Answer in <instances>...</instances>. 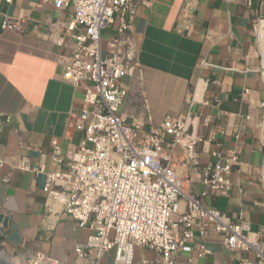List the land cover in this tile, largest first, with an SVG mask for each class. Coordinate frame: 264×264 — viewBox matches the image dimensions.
Segmentation results:
<instances>
[{
    "label": "crops",
    "instance_id": "1",
    "mask_svg": "<svg viewBox=\"0 0 264 264\" xmlns=\"http://www.w3.org/2000/svg\"><path fill=\"white\" fill-rule=\"evenodd\" d=\"M186 1L153 0L137 10L139 72L122 82L128 90V122L149 117L160 125L167 117L188 112L210 117L211 126L201 125L198 132L209 138L216 131L219 143V131H227L220 137L226 149L235 147L234 131L246 126L240 141L242 166L231 174L230 197L204 203L232 217L244 215L264 241V83L257 73L246 72L260 64L253 28L258 14L264 16V0H253L252 6L199 0L192 9L191 30L183 31ZM6 18L21 25L4 28ZM72 18L71 9H58L47 0H0V114L10 117L0 125V215L9 225L0 224V235L23 256L44 252L64 264H77L76 246L85 244L90 233L71 217L48 220L45 175L19 170L14 160L26 158L35 166L46 154L51 170L54 141L67 152L83 139L75 125L85 93L63 79L54 43L62 36L61 25ZM246 90L251 94L244 99ZM218 161L209 154L202 157L203 165ZM5 177L11 178L9 184ZM203 241L210 256L181 253L175 264H240L241 255L226 249L222 237ZM135 258L151 262L155 254L137 248Z\"/></svg>",
    "mask_w": 264,
    "mask_h": 264
},
{
    "label": "built area",
    "instance_id": "2",
    "mask_svg": "<svg viewBox=\"0 0 264 264\" xmlns=\"http://www.w3.org/2000/svg\"><path fill=\"white\" fill-rule=\"evenodd\" d=\"M227 1L253 4V0ZM47 2L73 11L54 43L60 50L63 79L85 93L75 125L83 139L67 152L54 141L51 170L46 154L35 166L26 158L14 160V166L35 177L45 175L48 220L71 217L90 233L85 244L76 246L77 264L107 260L108 264H135L136 248L155 254L153 261L141 264H175L179 254L196 251L205 258L212 251L203 240L214 235L222 237L226 249L241 255L240 264H264L262 236L251 229L244 215L232 217L204 203L209 198L230 197L231 174L242 166L240 141L246 126L234 131L235 147L226 149L220 137L227 131H219V143L216 131L209 138L199 134V126H211L210 117L188 112L167 117L160 125L149 117L128 122V90L122 82L138 75L137 10L153 0ZM198 2L186 1L181 30H191L190 17ZM20 25L6 18L3 27L17 30ZM263 31L264 16L259 13L253 34L260 64L246 72L257 73L264 83ZM250 94L246 90L242 98ZM261 108L264 112V102ZM9 121L10 117L0 114V125ZM261 129L264 145V115ZM205 154L219 161L203 165ZM10 181V177L3 179ZM39 257L43 264H64L43 252L30 254L27 262L37 264Z\"/></svg>",
    "mask_w": 264,
    "mask_h": 264
},
{
    "label": "rangeland",
    "instance_id": "3",
    "mask_svg": "<svg viewBox=\"0 0 264 264\" xmlns=\"http://www.w3.org/2000/svg\"><path fill=\"white\" fill-rule=\"evenodd\" d=\"M261 134H262V129H261ZM0 251L3 252L7 257L11 258L15 262V264H25L22 260H24L23 257H25V261H26L27 256H23L22 254H19L18 252L12 251L7 246V244L5 243L1 235H0ZM106 262L107 261H105L104 263L107 264Z\"/></svg>",
    "mask_w": 264,
    "mask_h": 264
},
{
    "label": "bare ground",
    "instance_id": "4",
    "mask_svg": "<svg viewBox=\"0 0 264 264\" xmlns=\"http://www.w3.org/2000/svg\"><path fill=\"white\" fill-rule=\"evenodd\" d=\"M263 37H264V31H263ZM1 224V223H0ZM137 249V248H136ZM135 249V250H136ZM24 258V260H22L25 264H29L28 262H27V258H26V261H25V257H23ZM0 259L1 260H3L4 262H7L8 264H15V262L11 259V258H9V257H7L3 252H1L0 251ZM36 260H37V264H43V258L42 257H39V258H36ZM135 264H141V263H143L145 260H143V261H141V262H137V260H136V258H135ZM55 262V261H54Z\"/></svg>",
    "mask_w": 264,
    "mask_h": 264
},
{
    "label": "water",
    "instance_id": "5",
    "mask_svg": "<svg viewBox=\"0 0 264 264\" xmlns=\"http://www.w3.org/2000/svg\"><path fill=\"white\" fill-rule=\"evenodd\" d=\"M7 221H8V218L4 214H1L0 215V223L3 225L4 228H8L9 227ZM0 264H8V263L4 262L3 260L0 259Z\"/></svg>",
    "mask_w": 264,
    "mask_h": 264
},
{
    "label": "clouds",
    "instance_id": "6",
    "mask_svg": "<svg viewBox=\"0 0 264 264\" xmlns=\"http://www.w3.org/2000/svg\"><path fill=\"white\" fill-rule=\"evenodd\" d=\"M261 137H262V135H261ZM36 253V252H35ZM44 253V252H43ZM33 254V253H32ZM30 255V254H29ZM29 255H25V256H29Z\"/></svg>",
    "mask_w": 264,
    "mask_h": 264
}]
</instances>
